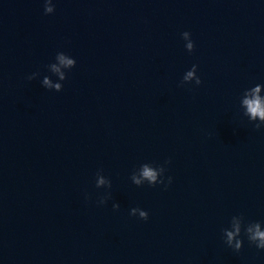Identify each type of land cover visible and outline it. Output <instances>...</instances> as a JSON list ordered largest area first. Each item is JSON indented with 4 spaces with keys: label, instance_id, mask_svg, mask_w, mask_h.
<instances>
[{
    "label": "water",
    "instance_id": "1",
    "mask_svg": "<svg viewBox=\"0 0 264 264\" xmlns=\"http://www.w3.org/2000/svg\"><path fill=\"white\" fill-rule=\"evenodd\" d=\"M44 4L0 0V264H264L223 231L264 230V128L242 104L264 85V0ZM145 163L167 187L132 182Z\"/></svg>",
    "mask_w": 264,
    "mask_h": 264
},
{
    "label": "clouds",
    "instance_id": "2",
    "mask_svg": "<svg viewBox=\"0 0 264 264\" xmlns=\"http://www.w3.org/2000/svg\"><path fill=\"white\" fill-rule=\"evenodd\" d=\"M55 6L53 4V0H45L44 4V11L45 15H51L55 12ZM182 37L186 43V49L188 52H193L195 50V44L191 39V34L189 32L182 33ZM70 56L59 52L56 55V60L59 62L60 65H63L64 67H67L69 69H73L76 67V60L73 58H69ZM51 67L59 72L60 69L55 65L52 64ZM197 66L193 65L191 71H187L186 74L183 77V84H188L190 81H192L195 78V84L197 86L202 84L201 79L196 76ZM38 73H34L32 76H30L29 80L36 79V76ZM67 78L61 73V80H66ZM44 85L51 90L52 88L56 89V92H61L63 90V85L56 84L53 85L51 81L45 77L43 81ZM183 84L181 86H183ZM264 87V85H256L251 89V95L249 96L248 92L244 93V99L242 101L243 106L246 108L245 115L249 117L250 121L255 123L256 129L264 128V98H261L259 95L261 88ZM259 121L258 123H256ZM167 163H171L169 160ZM165 172L166 169L163 166H153L150 164H143L139 168V177H142L143 179L139 178L135 173L131 176L132 182L138 186L142 187L145 183L144 181H147V184L151 187H155L156 185H167L165 184ZM172 179L171 177H167V184H171ZM106 183L102 172L97 173L96 178V187L100 188V186L104 185ZM111 186V185H110ZM100 204H106L107 199L102 198L99 201ZM115 210H119V204L113 205ZM137 212L139 213V218L147 221L149 219L148 212L140 209V208H133L131 210L132 216H137ZM242 220L244 218L240 216ZM242 230L247 235V238L249 242L253 245H255L258 249L264 250V230H262V225L259 222H253L249 223L246 228L243 224H234L231 225V230L224 229V237H225V243L228 245V247L232 248L236 252H240L243 248V240L240 239Z\"/></svg>",
    "mask_w": 264,
    "mask_h": 264
}]
</instances>
